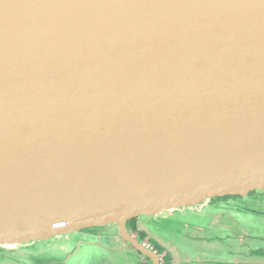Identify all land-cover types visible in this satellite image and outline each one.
I'll use <instances>...</instances> for the list:
<instances>
[{
  "label": "water",
  "instance_id": "1",
  "mask_svg": "<svg viewBox=\"0 0 264 264\" xmlns=\"http://www.w3.org/2000/svg\"><path fill=\"white\" fill-rule=\"evenodd\" d=\"M260 191L264 0H0V264Z\"/></svg>",
  "mask_w": 264,
  "mask_h": 264
},
{
  "label": "flooded vegetation",
  "instance_id": "2",
  "mask_svg": "<svg viewBox=\"0 0 264 264\" xmlns=\"http://www.w3.org/2000/svg\"><path fill=\"white\" fill-rule=\"evenodd\" d=\"M208 213L177 211L169 217L138 218L127 221L129 238L154 254L157 264H264V191ZM188 213L207 220L197 224L172 225L179 238L163 236L172 220ZM151 219V220H149ZM163 233V234H162ZM175 237V236H174ZM96 264H152L133 245L119 237L107 240L106 252Z\"/></svg>",
  "mask_w": 264,
  "mask_h": 264
},
{
  "label": "rangeland",
  "instance_id": "3",
  "mask_svg": "<svg viewBox=\"0 0 264 264\" xmlns=\"http://www.w3.org/2000/svg\"><path fill=\"white\" fill-rule=\"evenodd\" d=\"M236 200H233V201H230L231 202V204L232 203H236L235 202ZM218 210V209H217ZM212 211H214L215 212V210H212ZM212 211H208V210H206V211H204V212H206V213H210V212H212ZM202 214H204L203 213V211L201 212ZM149 220H151V219H149ZM152 220H154L153 218H152ZM172 224H170L169 225V227H170V229L168 228V227H166V228H164L163 229V236H165V235H167L168 237H171V238H173L174 240L176 239H178L179 238V236L178 235H173V234H176V232H174L175 230H176V228H171V226L172 225H174V224H176V225H179V224H182V225H188V224H197V225H200V226H202L203 224H206L207 223V220H203V219H196V218H192V216L191 215H189L188 213H181V214H179V215H177L175 218H174V220H172ZM172 227H174V226H172ZM175 236V237H174ZM166 237V236H165Z\"/></svg>",
  "mask_w": 264,
  "mask_h": 264
},
{
  "label": "bare ground",
  "instance_id": "4",
  "mask_svg": "<svg viewBox=\"0 0 264 264\" xmlns=\"http://www.w3.org/2000/svg\"><path fill=\"white\" fill-rule=\"evenodd\" d=\"M178 211L182 212V211H185V210H178ZM188 211L192 212V209H188ZM197 211L199 213V210H197Z\"/></svg>",
  "mask_w": 264,
  "mask_h": 264
}]
</instances>
